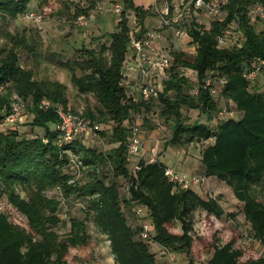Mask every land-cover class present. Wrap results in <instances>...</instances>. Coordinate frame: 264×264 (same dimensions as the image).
Instances as JSON below:
<instances>
[{"label":"trees","instance_id":"1","mask_svg":"<svg viewBox=\"0 0 264 264\" xmlns=\"http://www.w3.org/2000/svg\"><path fill=\"white\" fill-rule=\"evenodd\" d=\"M30 1L0 0V16L3 19L16 17L28 11ZM219 2L224 16H214L208 25L195 20L191 23L187 33L195 45L193 56L188 58L185 52L176 51L162 88L149 100L128 93L123 72L129 42L128 10L134 12L143 31L144 18L151 13L149 6L123 0V9L115 28L109 32L108 41L96 47L81 46L82 59L59 61L70 71V79L78 92L95 96L98 105L81 109L83 113L93 120L113 122L109 132L97 130L108 135L110 143H116L109 149L85 145L77 136L59 144L58 117L53 108L43 110L29 106L30 127H39L43 130L41 134L26 136L17 126L0 130V199L5 197L27 219V227L21 226L0 210V264H69L68 248L86 241V225L79 218H71L70 228L63 235L55 229L60 221L57 213L60 198L46 193L53 188L58 189L65 200L73 197L86 201L82 207L91 214L97 228L107 235L118 264H159L155 253L149 249V240L139 236L137 217L133 218V224L128 220L127 212L134 214L135 205L143 206L153 223L151 240L173 252L190 251L194 210L201 208L217 217L225 210L216 197H204L192 187L175 185L166 177L167 165L158 157L154 161L141 158L139 168L130 173L126 147L136 126L132 118L141 111H148L153 103L161 104L162 114L173 120L167 143H204L200 149L202 174L231 187L234 196L242 201L241 210L250 223L251 235L264 244V201L252 191L255 183L264 182V88L253 86L243 75L257 57H264V29L256 30L248 12L249 6L264 5V0ZM89 11V7L77 6L75 18ZM228 28L239 31L242 40L219 45L217 36ZM8 36L15 45L33 49L25 34L9 32ZM179 65L194 68L201 82L207 74L224 77L220 95L232 102L230 107L235 113L213 122L218 111L213 94L202 86L197 93H190L195 81L181 75ZM77 68L82 70L80 74ZM0 84L6 88L0 94V112L9 108L12 90L33 101L46 96L54 106L79 110L68 106L65 83L35 78L30 69L20 64L13 46H0ZM183 107L199 108L205 112V120H188L182 113ZM104 166L110 172H106ZM82 169L85 179L80 181L77 175ZM120 179L127 190L125 187L120 190ZM226 214L233 216L235 212ZM176 219L181 222L179 232L171 229ZM235 241L233 235L219 243L213 234L212 252L205 264H264V255L244 256L243 248Z\"/></svg>","mask_w":264,"mask_h":264},{"label":"rangeland","instance_id":"2","mask_svg":"<svg viewBox=\"0 0 264 264\" xmlns=\"http://www.w3.org/2000/svg\"><path fill=\"white\" fill-rule=\"evenodd\" d=\"M37 1V0H36ZM32 1L29 4L28 11L19 13L16 17L0 16V46H13L18 52L20 64L32 71L37 79H56L66 84L68 106L71 109L95 108L98 103L92 93H80L70 79V71L59 64L60 60H78L82 59L81 46H97L102 41H108L109 32L115 28L118 21L119 13L109 10L113 4L118 3L124 6L123 0H46L41 3ZM152 0H135L141 2L146 7ZM162 1V0H161ZM102 4L105 6L102 12L95 11V6ZM77 6L89 7L94 12V16L86 25H79L75 21V8ZM29 11H33L31 15ZM37 14V15H36ZM225 12L222 10L216 14V17H223ZM251 22L256 30L264 29V19L258 17L254 12L250 13ZM40 16V17H39ZM134 12L128 10V24H133ZM194 17L205 25L214 17L213 15L200 9L194 13ZM168 31L161 40V46L164 50L170 51L171 56L178 50L183 48L188 58H191L195 52V45L191 42L189 36L184 37L180 42L173 39L172 30ZM16 35L25 34L26 40L32 45V50L21 45H15L9 38L8 33ZM231 36L227 44H235L240 41V35L237 32L230 33ZM180 44V45H179ZM182 44V47H181ZM80 74L82 70L76 69ZM253 86L264 88V75L258 73L251 81ZM128 93L135 95V83H126ZM162 88V85L160 86ZM172 91H170V94ZM137 96V95H135ZM218 109H229L232 105L230 100L225 99L220 94L213 95ZM161 104L153 103L148 111H141L132 118L133 125L142 135L146 148L151 145L156 146L158 158L166 165L172 166L174 169L184 171L186 173L202 174L199 169L200 149L203 146L201 141H193L182 145L167 143L172 133V119L165 118L161 112ZM25 119L19 124H12L7 121H0V130H6L10 126H17L19 132L23 135H36L43 132L37 126L30 127L28 122L32 116L29 109H24ZM183 115L188 120H205V112L199 108H182ZM238 117L240 114H235ZM100 128L109 132L113 124L112 121H103L95 119ZM133 127V128H134ZM79 140L88 146H95L101 150H107L116 143L108 141V135L100 132L94 134L78 136ZM72 157L76 154L72 150H68ZM133 160L128 161V166H133ZM108 167L104 166V170ZM106 172H110L109 170ZM77 178L82 181L85 179V171L82 169ZM120 190H124L123 179L119 180ZM204 197L213 196L218 199L225 212L217 217L214 214L207 213L201 208H197L193 212L192 229L193 241L188 253L184 250L174 251L175 260L179 264H205L206 259L212 252L211 240L213 234L218 237V242L222 243L233 235L236 236L235 244L241 246L244 256L264 255V244L256 238L251 242L249 247L241 245V237L245 234L251 235L250 223L245 219L242 208V201L238 200L228 185L223 181L209 176L206 180L192 187ZM253 193L264 201V182L255 183L252 187ZM49 195H56L60 198L58 209L59 223L55 229L60 235H63L70 228L71 218H79L84 221L87 229L88 237L84 243L70 246L66 253V259L69 264H118L110 250L107 235L101 232L94 224L91 214L85 210L82 205L86 204L83 199L78 200L70 197L65 200L61 197L59 190L56 188L46 191ZM24 195V191H21ZM0 210L5 211L11 220L21 226L27 227V219L24 214L13 207L5 197L0 199ZM227 212H235V214L227 215ZM130 223H135L136 215L127 212ZM137 219V218H136ZM141 220L149 221L151 231L153 223L148 217L146 211H143ZM138 221V220H137ZM175 232L181 230V222L176 219L171 228ZM153 240L148 241L150 251L155 253L159 264H172L166 258L164 250H154L151 246Z\"/></svg>","mask_w":264,"mask_h":264},{"label":"built area","instance_id":"3","mask_svg":"<svg viewBox=\"0 0 264 264\" xmlns=\"http://www.w3.org/2000/svg\"><path fill=\"white\" fill-rule=\"evenodd\" d=\"M150 9L156 13L158 20L155 25L145 27L140 31L137 24L136 16L133 18V24L129 29L128 51L131 52L134 59V71L140 75V80L136 84L137 97L142 100H149L158 94L163 86V80L167 77L170 69L172 58L170 51H166L161 46V40L165 38L164 29L170 28L172 30L173 39L180 42L188 35V27L195 20L199 22L194 13L200 9L216 16L218 12L222 11L219 0H152L149 3ZM105 6L97 4L95 11L102 12ZM123 9L118 3L113 4L109 10L120 12ZM249 14L254 12L258 17L264 19V5L255 3L248 8ZM31 15L33 11H29ZM35 15V14H34ZM37 15V14H36ZM135 15V14H134ZM94 16L93 11L87 14L81 13L77 15L75 21L79 25H86L88 21ZM40 17V16H39ZM232 32H237L240 35V40L243 36L239 31H232L230 28L225 29L222 34L217 36V43L219 45L227 44ZM180 45V44H179ZM182 47V44H181ZM183 48H181L180 51ZM124 65V64H123ZM178 71L181 75L189 76L194 79V84L190 88V93H197L200 86L207 87L211 94H220L224 77L207 74L203 77L202 82L197 77V71L191 66L179 65ZM264 75V57H257L255 63L250 68H246L243 72L251 81L258 74ZM6 90L3 84H0V94ZM30 105H35L39 109H51L55 111L58 117L56 128L60 132L58 143L61 144L64 140L73 136H84L94 134L100 128V125L92 118L86 116L81 109L73 111L63 108L62 106H54L49 97L43 96L35 101L21 96L16 91L12 90L9 95V108L6 111L0 112V121H7L12 124H19L25 119L24 109H29ZM235 110L233 108H220L217 115L213 117V122H216L218 117H225L233 115ZM128 160H133L134 164L130 168V173H135L139 168V160L145 158L147 161H154L157 159V150L155 145L146 148L142 135L138 132L136 127L132 129L131 136L127 142L126 147ZM164 173L166 177L175 185L182 188L193 187L203 183L207 176L204 174L186 173L174 169L167 165ZM127 190V186L125 187ZM145 208L141 205L132 207V211L137 217L140 224L139 236L145 240L150 239L151 224L149 221L141 220ZM146 211V210H145ZM255 240L250 234H245L241 237V245L249 247L251 242ZM161 249L166 254L172 264H179L175 260V254L166 246L161 244Z\"/></svg>","mask_w":264,"mask_h":264},{"label":"crops","instance_id":"4","mask_svg":"<svg viewBox=\"0 0 264 264\" xmlns=\"http://www.w3.org/2000/svg\"><path fill=\"white\" fill-rule=\"evenodd\" d=\"M32 1H36V0H31L30 3ZM36 2H38V1H36ZM134 2H135V0H134ZM135 3L136 4H143L141 2H135ZM147 6H149V4ZM150 12L151 13L147 14L145 16V18H144L145 27H149V26L155 25L157 20H158V17L156 15V13H154L151 9H150ZM164 31H165L164 33L166 35H168L167 32H166V31H168V29L166 28V29H164ZM123 72H124V82H125V84L128 83V82H130V83L133 82V83H135V88H136V84L140 80V75L138 74V72L134 71V59H133L132 54H131L130 51H128L127 54H126V59L124 61V65H123ZM135 95H137V94H135ZM135 95H133V96L137 97ZM144 144H145V142H144ZM157 157H158V155H157ZM199 165H200L199 169L201 170L200 161H199ZM151 246L154 248V250L157 251V250L160 249L161 244L154 241V242L151 243Z\"/></svg>","mask_w":264,"mask_h":264}]
</instances>
